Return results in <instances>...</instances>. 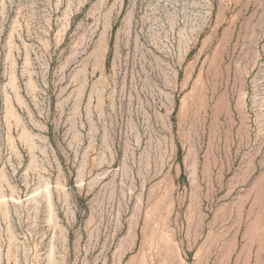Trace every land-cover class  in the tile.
Returning a JSON list of instances; mask_svg holds the SVG:
<instances>
[{
	"label": "rangeland",
	"instance_id": "rangeland-1",
	"mask_svg": "<svg viewBox=\"0 0 264 264\" xmlns=\"http://www.w3.org/2000/svg\"><path fill=\"white\" fill-rule=\"evenodd\" d=\"M0 264H264V0H0Z\"/></svg>",
	"mask_w": 264,
	"mask_h": 264
}]
</instances>
